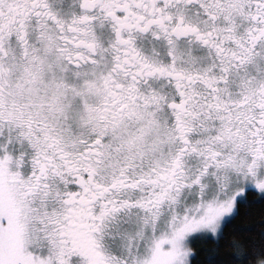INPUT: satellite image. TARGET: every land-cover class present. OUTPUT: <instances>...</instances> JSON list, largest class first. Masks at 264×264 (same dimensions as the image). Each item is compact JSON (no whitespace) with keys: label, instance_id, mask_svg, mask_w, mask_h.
Wrapping results in <instances>:
<instances>
[{"label":"snow or ice","instance_id":"1","mask_svg":"<svg viewBox=\"0 0 264 264\" xmlns=\"http://www.w3.org/2000/svg\"><path fill=\"white\" fill-rule=\"evenodd\" d=\"M0 264H264V0H0Z\"/></svg>","mask_w":264,"mask_h":264}]
</instances>
